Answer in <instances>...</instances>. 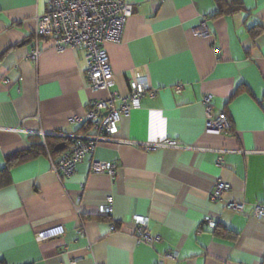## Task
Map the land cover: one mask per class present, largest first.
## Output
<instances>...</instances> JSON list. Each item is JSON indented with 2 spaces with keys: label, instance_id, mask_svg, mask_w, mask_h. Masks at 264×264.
I'll return each instance as SVG.
<instances>
[{
  "label": "crops",
  "instance_id": "0c3cea01",
  "mask_svg": "<svg viewBox=\"0 0 264 264\" xmlns=\"http://www.w3.org/2000/svg\"><path fill=\"white\" fill-rule=\"evenodd\" d=\"M126 1L134 12L122 41L106 45L115 85L93 91L84 50L57 53L49 37L37 42L36 19L51 0H0V261L264 264V216L226 209L229 201L245 203L249 214L264 207V0H224L218 16L217 0ZM237 5L241 10L233 12ZM205 17L211 34L197 35ZM37 43L44 51L35 64L28 57ZM141 76L156 95L121 117L123 142L99 143L69 177L53 170L61 153L4 170L9 156L46 146V138L92 134L84 132L88 109L113 93L126 96ZM205 95L216 114L228 115L231 131L206 132ZM168 141L183 148L146 151L133 144ZM94 162L116 165V175L94 173ZM219 181L230 190L214 203ZM108 197L111 214L103 212ZM135 217L150 220L157 242L138 241ZM206 218L222 236L204 225ZM56 225L65 227L62 237L36 241L39 231ZM169 252L179 258L166 259Z\"/></svg>",
  "mask_w": 264,
  "mask_h": 264
},
{
  "label": "built area",
  "instance_id": "2783aa9c",
  "mask_svg": "<svg viewBox=\"0 0 264 264\" xmlns=\"http://www.w3.org/2000/svg\"><path fill=\"white\" fill-rule=\"evenodd\" d=\"M133 12L134 5L126 0H51L47 14L36 19L34 34L37 42L41 37H49L52 49L57 53H63L67 49L84 50L87 57L86 77L89 87L93 91H107L115 84L106 45L118 44L122 41L127 20L133 15ZM195 32L200 36L211 34L206 17ZM43 51L44 49L37 43L28 59L37 64ZM177 91L181 92V87H177ZM155 95L156 91L151 87L149 80L141 76L131 83L130 91L126 96L113 93L108 100L96 102L88 109L84 119L91 124L93 133L67 136L69 143L58 160L54 162V172L63 177H69L74 173L79 163L94 154L99 143L123 142L117 137L121 117L128 116L131 111L140 108L145 96L154 97ZM118 100L122 101L120 109L114 107ZM202 101L206 108V132L219 135L231 131L232 123L228 115L225 112L215 113L213 97L205 95ZM79 120V117L74 118V121ZM133 144L146 151H155L165 147L183 148L176 141L159 144ZM116 171L117 167L114 164L93 163L94 173L106 172L114 177ZM229 190V184L221 181L216 182L210 195L211 201L221 202ZM112 204L113 198L108 197L103 207L105 214L112 213ZM226 209L239 215H252L257 219L264 216V207L261 204L255 205L250 214L243 202L229 201ZM133 222L138 228L137 239L139 242L153 245L159 240L158 237L152 235L150 220L147 217H135ZM81 224L83 226V220ZM204 225L211 229H215L217 226L210 218L204 220ZM65 231L63 225L49 227L36 234V241L45 242L60 238L65 234ZM78 234L85 236V229L80 227ZM164 257L176 260L179 258V254L169 252Z\"/></svg>",
  "mask_w": 264,
  "mask_h": 264
},
{
  "label": "trees",
  "instance_id": "16d2710c",
  "mask_svg": "<svg viewBox=\"0 0 264 264\" xmlns=\"http://www.w3.org/2000/svg\"><path fill=\"white\" fill-rule=\"evenodd\" d=\"M218 4L220 6V11L216 14V16L221 15V13L223 12V8H224V0H217ZM241 10L240 6L237 5L236 8H234L233 12H237ZM260 34V31L257 30V28H253L252 29V35L254 37H257ZM91 128V124L87 122V128L84 129V132H87V130H89ZM61 143H65L64 147L61 149H57L58 145ZM69 143V140L67 139H63V138H46V146H36V147H32L29 150L26 151H22V152H18L15 153L11 156H9L6 160V168L4 169L5 171L9 170L12 166H14L15 164L27 160V159H32L35 158L39 155H41L42 153L51 155L52 157H55L56 155H59L60 153H62V151L67 147ZM219 226H216L215 234L217 236H222L223 235V231H219ZM0 264H5L3 261H0Z\"/></svg>",
  "mask_w": 264,
  "mask_h": 264
}]
</instances>
